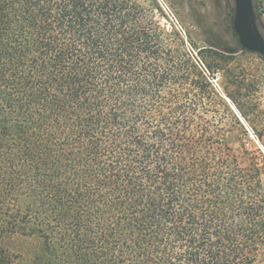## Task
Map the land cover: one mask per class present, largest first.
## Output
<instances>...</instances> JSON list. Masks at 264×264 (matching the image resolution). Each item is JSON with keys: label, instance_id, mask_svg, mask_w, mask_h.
I'll list each match as a JSON object with an SVG mask.
<instances>
[{"label": "trees", "instance_id": "obj_1", "mask_svg": "<svg viewBox=\"0 0 264 264\" xmlns=\"http://www.w3.org/2000/svg\"><path fill=\"white\" fill-rule=\"evenodd\" d=\"M163 17L157 0H0V264L264 254L261 169L211 82L232 58Z\"/></svg>", "mask_w": 264, "mask_h": 264}, {"label": "rangeland", "instance_id": "obj_2", "mask_svg": "<svg viewBox=\"0 0 264 264\" xmlns=\"http://www.w3.org/2000/svg\"><path fill=\"white\" fill-rule=\"evenodd\" d=\"M157 1L166 12L162 21L168 27L177 17L183 29L191 33V42L202 48H214L232 58L231 70L218 72L211 77V82L240 121L233 123L229 134L234 153L242 165L260 167L264 181V57L244 51L232 35L236 0ZM253 5L264 37V0H253ZM23 245L24 241L18 242L19 249ZM256 264H264V254Z\"/></svg>", "mask_w": 264, "mask_h": 264}, {"label": "water", "instance_id": "obj_3", "mask_svg": "<svg viewBox=\"0 0 264 264\" xmlns=\"http://www.w3.org/2000/svg\"><path fill=\"white\" fill-rule=\"evenodd\" d=\"M234 30L244 49L264 57V37L258 28L253 0H236Z\"/></svg>", "mask_w": 264, "mask_h": 264}, {"label": "bare ground", "instance_id": "obj_4", "mask_svg": "<svg viewBox=\"0 0 264 264\" xmlns=\"http://www.w3.org/2000/svg\"><path fill=\"white\" fill-rule=\"evenodd\" d=\"M231 102V101H230Z\"/></svg>", "mask_w": 264, "mask_h": 264}]
</instances>
